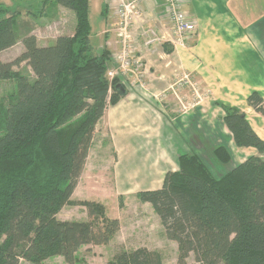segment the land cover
<instances>
[{
	"label": "trees",
	"instance_id": "trees-1",
	"mask_svg": "<svg viewBox=\"0 0 264 264\" xmlns=\"http://www.w3.org/2000/svg\"><path fill=\"white\" fill-rule=\"evenodd\" d=\"M57 6L73 11L74 31L39 45L20 11L0 4V53L17 42L24 47L11 60L0 59V81L15 83L0 104V264H49L52 256L63 262L51 264H75L80 247L107 244L120 228L101 202L71 196L97 123L127 85L106 76L110 53L98 54L91 42L89 0H41L33 16L52 17ZM22 63L24 71L14 69ZM246 101L264 116V96L253 90ZM218 105L233 143L255 153L219 176L195 152L180 153L178 168L164 174L159 188L136 196L177 243L176 264H264V139L239 107ZM212 156L220 164L232 160L226 144ZM74 204L85 207L87 220L57 218ZM190 253L194 263L186 261ZM114 264L165 263L158 252L137 247L117 254Z\"/></svg>",
	"mask_w": 264,
	"mask_h": 264
},
{
	"label": "crops",
	"instance_id": "crops-1",
	"mask_svg": "<svg viewBox=\"0 0 264 264\" xmlns=\"http://www.w3.org/2000/svg\"><path fill=\"white\" fill-rule=\"evenodd\" d=\"M31 5L22 4L28 10L27 14L33 16L35 13H29L30 8H33ZM8 6L13 7V4ZM111 6L106 0H89L90 39L98 54L104 49L110 53L118 48L117 18ZM141 8L142 15L135 19L131 32L145 66V88L127 86L125 95L115 105L106 108L96 125L83 168L84 172L94 149L92 142L98 133L95 138L101 146L96 145L94 160L97 165L106 161L110 167L108 156L111 153L112 183L122 197L140 190L159 188L164 174L178 168V155L183 150L199 153L205 152L207 147L212 154L214 147L226 143L229 149H234L232 160L235 162L255 153L254 148L237 147L233 143L222 121L224 111L218 103L237 106V95L245 90L243 80L246 75L245 71L235 68L233 64L243 65L246 53L256 58L259 66L255 72L263 73L264 79V0H187L184 9L194 17L196 26L185 47L173 44L174 31L171 24L163 20L160 0H141ZM55 10L53 22L65 14L71 17L72 31L62 33L71 35L75 27L73 11L62 6H57ZM20 18L25 19L21 12ZM150 30L154 31V35L150 34ZM20 43L2 52L18 47ZM23 48L21 43L18 54ZM185 74L192 83L199 85L202 100L197 102L193 90H189L191 85L183 78ZM205 89L209 91L207 95L203 94ZM251 89L255 90L253 86ZM174 94L178 97L177 101ZM184 97L188 98V111H180ZM240 109L255 132L264 139L257 126L251 123V119L257 120L261 114L249 105ZM123 122H127L128 130H120L124 126H121ZM108 135L111 137L108 140L109 147L103 140ZM117 136L119 140L123 137V140L118 142ZM218 136L226 141L223 142ZM194 139L202 144H194ZM124 142L129 147L133 143L142 144L143 147L138 171L141 176H137L134 186L130 182L121 185L118 173L116 175L114 171L116 161L124 151ZM106 147L109 153L104 151ZM132 154L136 155L134 146ZM144 171L147 178H144ZM101 173L104 174V171Z\"/></svg>",
	"mask_w": 264,
	"mask_h": 264
},
{
	"label": "rangeland",
	"instance_id": "rangeland-1",
	"mask_svg": "<svg viewBox=\"0 0 264 264\" xmlns=\"http://www.w3.org/2000/svg\"><path fill=\"white\" fill-rule=\"evenodd\" d=\"M19 1L21 0H0V4H2L3 6L13 4V8H17L24 15V18L33 25V34L36 36L37 43H39L40 45L50 44L58 35H61L62 33H69L72 31V20L69 14H65L64 17H61V19L53 22L54 18L48 17L51 14L43 16L36 15V17H34L30 14L28 15V10L24 8V6H22V4H32L31 6H33V8H30L31 12L29 11V13H34L36 12V8H38L41 3L40 0H22V3H19ZM18 47H21V43L18 44ZM18 47H14V49L10 51L2 52V54H0V59L2 61H9L13 59L18 54ZM243 61V65L238 63L233 64L235 68H238L241 71H245L246 75L245 80H243V83L245 84V90L242 94L237 95V107L239 108H245L248 105L246 98L247 95H249L251 91H253L251 89V86H253L257 92L264 96V90L262 89L264 87L263 73L255 72V68L259 66V64H257L256 62V58H253V55L251 53H246V55L243 57ZM25 68L26 66L24 63H22L19 67H14V69H19L20 71H24ZM234 80L236 79L234 78ZM248 87L249 89H247ZM14 89L15 83L12 80L0 81V104L6 103L8 96L14 92ZM186 90L188 89H185L184 91ZM189 90H193L197 102L203 99L200 93H198V96L196 95V92L194 91V88L192 86L189 87ZM245 92L246 95L244 94ZM203 94L206 95L204 92ZM174 97L175 100L176 98L178 100V97L175 94ZM187 99L188 98L186 97L182 99L183 104L181 105V107L183 109L181 108L180 110L179 108L180 111L190 110V107L187 106L188 102L186 103ZM175 112L177 114L179 113L177 112V110H175ZM251 123L253 124V126H257L261 135L264 137V116L260 115L257 120L251 119ZM126 124L127 122H123L121 124V126L124 125L120 129L121 131L128 130L129 127ZM95 137L92 142L94 143V149L91 152V157L88 160L84 172L82 171L80 177L78 178L71 199L73 201H82L89 199L101 202L105 207V212L108 217L119 219L120 228L115 236L107 244H87L80 247L76 254L78 262L75 264H114V259L117 254L124 250H132L137 247H146L149 250L158 252L161 256L162 262L165 264H176L178 259L177 243L166 238L160 219L152 209L151 205L141 202L136 196V193L127 194L126 196L122 197V195L118 194L116 188L113 187V176L110 173V167L113 159L111 153L107 151L109 147L108 140L110 141L111 137L108 135L107 137L103 138L105 144L108 146L104 151L109 153L108 159L110 160V167L106 164V161L101 162L99 165H97L96 161L94 160V154H97L95 147L96 145H98V147L101 146L98 144V141ZM218 137L223 142L226 141L223 140V138H221L220 136ZM117 140L118 142H120L121 140H123V137L121 138V140H119L117 136ZM193 142L194 144L197 142V145L202 144L199 140L196 141V139H194ZM133 146L136 149V155L132 154ZM141 146L142 144L133 143L131 147H129L126 142L123 143L124 151L120 154V157H118L114 166V171L116 175L118 173V180L121 185L126 182H130L131 186H134V182L136 181L137 176L140 178L141 173H139L138 171L142 163L140 154L142 153L143 147ZM230 151L232 154H234V149H230ZM180 152L189 153L185 152L184 150ZM196 154L199 155V157L203 160V162L215 176H219L220 174L230 169L232 165L238 163L237 161L235 162V160H231L229 164L217 163L213 158L210 149L208 150L207 147L205 152L201 151ZM113 156L116 157L115 154H113ZM241 157L242 155H240V158ZM242 160L238 161L240 162ZM92 171H94V173H92ZM101 171H104V174L106 175L101 173ZM145 171L143 172V175L144 178H147ZM127 177H129L131 181ZM90 178H92L93 180H91ZM57 218L63 220H87L88 215L84 206L80 204H74L63 206L60 212L57 214ZM45 261L49 264L62 263L63 259L60 256H52ZM186 261L193 263L195 262L193 253L189 254V256L186 258ZM20 264L33 263H30L24 259H20Z\"/></svg>",
	"mask_w": 264,
	"mask_h": 264
},
{
	"label": "built area",
	"instance_id": "built-area-1",
	"mask_svg": "<svg viewBox=\"0 0 264 264\" xmlns=\"http://www.w3.org/2000/svg\"><path fill=\"white\" fill-rule=\"evenodd\" d=\"M112 4L111 8L117 18V45L118 48L110 52V63L106 71V76L111 81L115 76H119L121 81L127 86H140L145 88V66L138 55L137 45L132 38L131 27L135 19L141 17V0H106ZM162 2L163 20L170 23L174 31L175 46L185 47L190 35L195 31L196 20L189 15L184 6L187 0H160ZM154 35V31L150 30ZM196 92H200V87L189 80L188 75H183ZM174 87V86H173ZM171 87V88H173ZM207 95L209 91L205 89ZM158 96V95H157Z\"/></svg>",
	"mask_w": 264,
	"mask_h": 264
}]
</instances>
